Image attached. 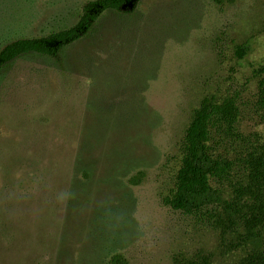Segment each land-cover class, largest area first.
I'll list each match as a JSON object with an SVG mask.
<instances>
[{"label":"rangeland","instance_id":"1","mask_svg":"<svg viewBox=\"0 0 264 264\" xmlns=\"http://www.w3.org/2000/svg\"><path fill=\"white\" fill-rule=\"evenodd\" d=\"M90 1L0 0V51L74 27ZM263 65L264 0H142L106 13L58 59L5 67L0 264H172L200 249L238 262L245 251L221 253L216 233L165 199L204 97L237 96L241 132L264 144Z\"/></svg>","mask_w":264,"mask_h":264},{"label":"trees","instance_id":"2","mask_svg":"<svg viewBox=\"0 0 264 264\" xmlns=\"http://www.w3.org/2000/svg\"><path fill=\"white\" fill-rule=\"evenodd\" d=\"M141 1L86 3L74 27L6 45L0 51V73L32 54L58 59L67 47L86 38L106 13L132 11ZM237 51L240 59L248 52L243 47ZM254 75L258 79L256 107L264 121V65ZM241 115L237 96L213 94L202 99L185 129L175 189L165 204L216 233L221 253L245 251L235 264H264V144L256 135L241 132ZM120 263V257L113 260ZM172 264H216V255L205 249L191 255L179 253Z\"/></svg>","mask_w":264,"mask_h":264}]
</instances>
